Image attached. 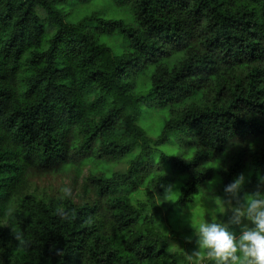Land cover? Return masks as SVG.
Returning a JSON list of instances; mask_svg holds the SVG:
<instances>
[{
  "label": "trees",
  "instance_id": "16d2710c",
  "mask_svg": "<svg viewBox=\"0 0 264 264\" xmlns=\"http://www.w3.org/2000/svg\"><path fill=\"white\" fill-rule=\"evenodd\" d=\"M74 1L0 0V264H187L152 224L165 168L186 176L182 208L236 142L223 186L247 163L242 197L264 176V0H112L127 18L71 21ZM143 105L167 112L154 138ZM173 140L193 155L161 150ZM129 155L123 171L89 173L78 198L27 193L34 177L74 169L76 185L83 165Z\"/></svg>",
  "mask_w": 264,
  "mask_h": 264
},
{
  "label": "rangeland",
  "instance_id": "374dc122",
  "mask_svg": "<svg viewBox=\"0 0 264 264\" xmlns=\"http://www.w3.org/2000/svg\"><path fill=\"white\" fill-rule=\"evenodd\" d=\"M65 9L68 13L67 16L72 18L71 21H75L95 10H98L104 15L111 17L127 18L128 14L127 12L118 9L112 0H84L83 2L74 1L68 4ZM109 40L111 46H115L114 42L118 45V47H122L124 45L122 39L119 37ZM147 107V105L142 106L143 110H141L142 114L140 115L139 121L140 124L145 127L149 136L154 138L158 135L167 112L156 111ZM186 143V141H179V143H177V141L173 140L172 143L162 146L161 150L170 154L184 155L185 157L189 158L193 155V152L196 148L195 146H190ZM244 143L246 142H236L230 145L222 155L212 159L208 163L207 166L213 169L212 179L196 193V201L191 205L184 206L183 208L179 207L176 202L180 193V188L184 182V177L186 176L181 174H173L170 172L168 167L165 168V171L173 178V185L167 201L161 206L162 212L160 214H156L153 217L152 224H154L158 230H160L163 234H166L171 239L174 251L181 252L184 254L186 259H188V256L198 248L199 237L192 227V224L209 210L216 211L217 220L219 222L226 223L230 231L239 233L241 226L231 223V217L233 215L231 208H227L223 213L219 212L216 200L218 198H225L231 200L233 204L237 202V199H239L241 203L243 202V197L240 194L239 197L236 198L224 192L225 187L223 186L222 173L226 168H228V166L232 164L233 155L240 147L243 146ZM131 158L132 156L129 155L122 161L118 162L87 163L81 167L79 171V180L76 185L73 184L74 176L77 173L74 169H67L66 172L62 174H51L34 177L32 178L27 193L35 194L40 198H50L52 196L62 195L61 189L63 187H70L72 193L76 198H78L82 181L89 173L97 170H104L108 173H111L112 171H123L127 168ZM221 164L223 167H219ZM242 173H244L250 181L253 174L252 166L247 163ZM144 188H141L142 196L136 193L133 195L135 200H140L145 197ZM261 189H264V185H261L258 179L255 186H253L248 193H252ZM205 218L210 219V217L207 215ZM5 224L6 222H4V225ZM193 260L195 261V264H209V261L206 257H194ZM181 263L186 264L183 261H181ZM187 264H191V262L189 261Z\"/></svg>",
  "mask_w": 264,
  "mask_h": 264
},
{
  "label": "clouds",
  "instance_id": "9594fccd",
  "mask_svg": "<svg viewBox=\"0 0 264 264\" xmlns=\"http://www.w3.org/2000/svg\"><path fill=\"white\" fill-rule=\"evenodd\" d=\"M258 179L264 185V176ZM246 182L249 178L240 173L225 186L224 192L238 198ZM61 193L63 199L70 197L72 190L63 187ZM216 204L221 213L231 208V223L240 225V231H230L226 223L219 222L216 211L205 212L192 224L199 239L197 250L188 256L191 264H195L194 257H206L209 264H264V189L245 192L242 203L239 199L233 204L231 200L218 198ZM58 214L66 218L63 210H58ZM206 215L210 219H206ZM14 235L19 242L25 243L21 233L17 231Z\"/></svg>",
  "mask_w": 264,
  "mask_h": 264
}]
</instances>
